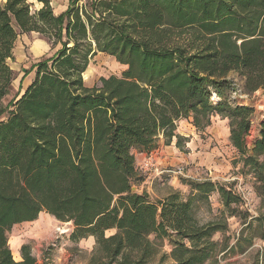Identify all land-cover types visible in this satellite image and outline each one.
Listing matches in <instances>:
<instances>
[{"label":"trees","instance_id":"1","mask_svg":"<svg viewBox=\"0 0 264 264\" xmlns=\"http://www.w3.org/2000/svg\"><path fill=\"white\" fill-rule=\"evenodd\" d=\"M37 1L0 0V264H37L26 245L14 260L7 233L41 212L71 223L73 242L94 238L90 264H148L163 239L174 264H204L225 224L200 223L193 197L217 191L227 208L240 197L203 181L186 200L174 192L152 201L131 190L132 150L150 153L159 136L178 143L181 119L203 129L220 115L264 204V117L248 146L255 109L231 98L227 79L235 73L247 93L264 89V0H68L57 15L51 0ZM31 32L60 47L5 107L15 41ZM97 53L126 68L88 87Z\"/></svg>","mask_w":264,"mask_h":264},{"label":"rangeland","instance_id":"2","mask_svg":"<svg viewBox=\"0 0 264 264\" xmlns=\"http://www.w3.org/2000/svg\"><path fill=\"white\" fill-rule=\"evenodd\" d=\"M28 2L34 9L41 6L37 0ZM67 2L51 0L54 13H61ZM59 47L57 45L52 49L47 39L35 32L17 37L13 59L8 62L13 71V80L2 101L3 106L7 107L13 98L23 92L34 76L36 63L52 55ZM125 68L113 56L97 53L89 62L83 79L86 86L92 87L99 85L103 77L119 76ZM227 79L232 82L231 88L234 89L231 98L236 97L243 104L254 107L249 135L257 133L259 122L264 117V89L247 93L242 91V79L235 73H230ZM223 92L227 96L230 89L225 87ZM212 99L215 100V96ZM190 121L181 119L177 122L175 134L180 139L176 146L175 137L170 143L159 138L157 150L152 152L153 167L146 168V152L135 149L134 191L145 192L150 200L155 201L174 192L186 200L194 182L211 181L217 186L230 189L240 200L229 208L222 204L217 191L209 193L207 198L193 197L194 214L200 223L225 224L224 231L212 236L216 247L213 257L204 264H264V204L259 195V182L251 171L242 167L239 154L230 145L229 120L213 115L203 129H196ZM252 140L247 138L250 143ZM43 214L39 215L42 217ZM51 221L42 232L37 231L34 222L20 224L22 228L17 231L14 229L16 226L12 227L7 233L8 241L14 238L17 240L9 244L13 248L12 256L15 257L14 248L21 254L22 246L26 245L37 264H90L96 255L94 238L91 240L87 237L73 242L69 238L71 223L59 222L54 218ZM34 231L39 234L38 237L31 234ZM112 232L107 231L106 235ZM149 238L153 240L154 235L151 234ZM156 247L157 253L148 264H174L169 257L171 245L167 239L157 240Z\"/></svg>","mask_w":264,"mask_h":264},{"label":"crops","instance_id":"3","mask_svg":"<svg viewBox=\"0 0 264 264\" xmlns=\"http://www.w3.org/2000/svg\"><path fill=\"white\" fill-rule=\"evenodd\" d=\"M67 5H68V2H67ZM67 5H66V7H65V9L67 8ZM64 9V10H65ZM63 10V11H64ZM62 11V12H63ZM33 79V78H32ZM31 82V81H30ZM30 82H29V84H30ZM28 84V85H29ZM27 85V86H28ZM26 86V87H27ZM25 87V88H26ZM256 135H257V133H255V134H252V135H249L247 138H255L256 137ZM161 136H159V138H160ZM175 136H173L172 138H174ZM176 138V137H175ZM159 140V139H158ZM171 142V140L169 141V143ZM247 143H248V146H250V142L249 141H247ZM177 145V139H176V142H175V146ZM157 150V147L154 149V150H152L151 152H154V151H156ZM132 153H133V155H134V159L136 158V154H135V149L134 150H132ZM147 154V153H146ZM145 154V155H146ZM145 155H144V157H145ZM41 213H44V214H46L45 212H41ZM40 214V213H39ZM42 215V217H41V215H38L39 217H38V219H36V220H34V221H31V222H34V227H36V229H37V231H39V232H42V230H44L45 229V227L48 225V223L50 224V223H52V218H54V217H52V216H50L49 214H46V215ZM55 219V218H54ZM23 223H30V222H22V223H19V224H16V225H14V226H16V228H14L16 231H17V229H19V228H22L21 226H19L20 224H23ZM13 226V227H14ZM31 234L33 235V236H35V237H38L39 236V234L38 233H36L35 231L34 232H31ZM88 238H91V240H93V237L92 236H89ZM18 241H20V242H22V240L21 239H19ZM12 243L14 242H17V240H16V238H14V239H12V241H11ZM10 241H8V246H9V244L11 243ZM10 247V250H11V253H13V248L11 247V246H9ZM14 254H15V257H13L14 258V260L15 261H20L21 260V254L19 253V250H17V249H15L14 248Z\"/></svg>","mask_w":264,"mask_h":264},{"label":"built area","instance_id":"4","mask_svg":"<svg viewBox=\"0 0 264 264\" xmlns=\"http://www.w3.org/2000/svg\"><path fill=\"white\" fill-rule=\"evenodd\" d=\"M154 163V157H153V154H152V152H150V153H147L146 154V158H145V160H144V166L146 167V168H151V167H153V164Z\"/></svg>","mask_w":264,"mask_h":264},{"label":"water","instance_id":"5","mask_svg":"<svg viewBox=\"0 0 264 264\" xmlns=\"http://www.w3.org/2000/svg\"><path fill=\"white\" fill-rule=\"evenodd\" d=\"M131 190L134 191V188L132 187Z\"/></svg>","mask_w":264,"mask_h":264}]
</instances>
